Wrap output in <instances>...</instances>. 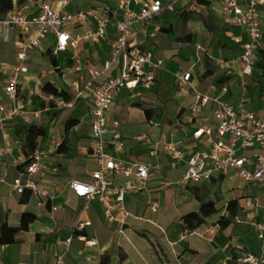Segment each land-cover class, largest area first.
I'll use <instances>...</instances> for the list:
<instances>
[{
  "label": "crops",
  "instance_id": "1",
  "mask_svg": "<svg viewBox=\"0 0 264 264\" xmlns=\"http://www.w3.org/2000/svg\"><path fill=\"white\" fill-rule=\"evenodd\" d=\"M17 1L19 0H15L14 8L25 5L30 12L36 10L35 3L38 0H24L21 3ZM49 1L55 9L67 12L102 4H117L108 0H70L67 4L65 0ZM162 1L167 5L165 11L150 23H135L132 34V39L140 47L150 49L155 59L162 60L157 69L154 86L145 90L142 96L136 97L132 96L130 90L120 88L107 110L109 122L114 119L120 121L125 143L124 148L118 152L112 151L110 146L107 148L124 161L149 159L162 163V166L152 173L146 190L126 195L125 204L130 215L123 224L106 219L103 207L97 199L88 202L75 195L69 186L70 181L89 180L92 171L97 167L91 145L93 97L91 93L84 92L76 99L73 108L52 115L46 123L38 122L48 126L47 136L41 138L38 144L45 148L53 139L62 141L66 135V121L69 118L76 119L67 132V150H56L47 155L36 177L42 187L48 188L50 196L44 197L30 190L19 194L12 189L10 182L19 174V169L25 166L23 163L26 156L22 145L25 142L26 125L35 121L32 120L33 117L30 118V113L26 117L12 118L0 127V179H6V182L0 181V233L4 222L19 226L24 212L34 214L35 219L16 233L14 242L0 244V264H54L57 254L64 249L63 242L68 237H72V240L65 255L67 264H233L229 258L232 253L240 255L260 251L262 241L248 222L250 219H264L263 209L250 206L252 196L261 191L258 185L247 184L237 176L215 177L211 182L182 185L179 181L185 171L184 163L170 168L167 165L169 156L163 150L152 156L149 153L150 147L138 138L139 135L147 134L156 140L165 138L170 133H174L175 137L180 133L179 138L190 149L191 145L188 144L195 127L205 123L215 124L212 115L213 103L201 115H193L191 106L195 100L194 92L197 90L215 95L219 90L212 88V85L227 83L229 89L225 99L236 104L241 96L239 59L242 47L234 41V37L241 36L246 39L247 35L241 28L225 22L221 12L222 0H196L199 5L196 10L190 9L184 0ZM133 7L138 6L133 4ZM181 8L193 11L192 18L187 20L184 15L168 12ZM261 15L264 24V6L261 7ZM163 16L167 23L161 20ZM184 19L186 22H183ZM89 25L94 26L92 19L70 29L73 34H83L85 27ZM156 25L159 30L155 36H150ZM113 29L110 25L111 36ZM262 31L260 45L264 46V30ZM19 36V29H12L7 40L0 35V103L7 104L10 101L4 88L8 74L4 64L15 61ZM54 41L55 36L48 35L43 40L44 51L37 48L29 50L30 70L20 76L21 87L28 93L36 82H40L42 86L45 82H50L59 89L68 90L73 98V83L78 82L80 88H83L90 78L89 69H101L103 62L110 57L109 48L105 41L92 42L83 38L76 47L69 46L56 55L59 69H39L45 70V76H49L42 81L38 73L33 72L31 64L37 59L48 60V49ZM179 48L186 51L188 62L181 69L172 68L166 60L176 59ZM61 53H66L63 61L58 58ZM75 56H79L82 61V69L79 71L73 70ZM206 59L208 65L205 64ZM185 70L191 71L192 80L187 91L181 93L177 90L173 74ZM254 71H257V67ZM117 73L116 69H111L97 82ZM165 77L169 85L177 91L176 93L173 90L174 101L178 102L177 114L171 118L166 117L164 124L154 126L156 114L148 118L144 109L134 103L142 102L144 106L153 107L160 112L155 96L168 93L161 89ZM253 78L252 75L249 85H252ZM220 79L224 81L221 82ZM249 85L247 101L251 100L253 106H247L262 112L264 94L260 96L258 90H251ZM153 92L158 93L154 96ZM56 118L64 127L63 134L56 133L50 127ZM14 160H19L17 167L14 166ZM119 180L121 178L116 177V181ZM191 187L216 189L222 204L217 206L211 198L217 211L206 217L205 222L192 233L183 236V215L198 210L200 205V201L190 191ZM243 198H247L246 203H243ZM149 199L159 202L157 211L150 209L147 202ZM231 199H238L241 213L219 237V219L228 214L227 203ZM114 213L121 216L118 209ZM80 222L88 223L80 229L77 228ZM174 223L177 225L174 226Z\"/></svg>",
  "mask_w": 264,
  "mask_h": 264
},
{
  "label": "built area",
  "instance_id": "2",
  "mask_svg": "<svg viewBox=\"0 0 264 264\" xmlns=\"http://www.w3.org/2000/svg\"><path fill=\"white\" fill-rule=\"evenodd\" d=\"M70 0H65L67 4ZM192 10L198 9L196 0H184ZM136 4L138 7H133ZM36 10L30 12L25 5L12 8L5 14H0V35L7 40L12 29H19L20 36L17 41L15 61L5 63L7 78L5 91L9 103H0V127L16 117H26L33 113L40 116V109L30 110L28 105L37 98L45 102L48 109L50 101L58 107L71 108L76 99L84 92L93 97L91 138L92 152L97 167L92 171L89 180L75 179L69 186L75 195L86 201L97 199L102 207L106 219L116 220L123 224L130 212L126 208L125 197L129 193H139L148 188V181L152 173L162 166L153 160L124 161L111 152L124 148V140L120 130V121L108 120L107 110L120 88L130 90L132 96H142L145 90L154 86L157 78V69L162 60L155 59L150 49L140 47L133 39V26L135 23H150L162 12L167 5L162 0H118L115 6L102 4L73 12L55 9L49 0H38ZM264 0H222L221 12L225 22L231 26L241 28L247 35L234 37V41L242 47L240 55V99L234 104L225 99L228 93L227 83L212 85L219 90L218 94L195 91L194 103L191 106L193 115L199 116L204 109L213 103L212 115L215 124H200L192 132L191 140L186 148L184 140L176 138L174 133L160 139H152L147 134L139 135L146 145L150 147L149 153L154 156L163 150L168 156L167 165L176 168L182 163L185 171L179 183L193 185L202 182H211L215 177L237 176L247 184H256L261 189L254 194L250 206L264 210V110L257 112L249 108L247 92L249 79L254 74L260 40L263 36L261 7ZM89 19L94 26H86L83 34H73L71 27L84 24ZM113 26L112 36L109 26ZM159 26H155L150 36H155ZM54 35V44L50 47L51 53L57 55L69 46L76 47L83 38L92 42L105 41L109 48L110 57L106 59L101 69L90 68V78L83 88L74 82V97L65 100L62 97L47 94L42 90L40 82L33 84L28 93L21 87L20 76L30 70L28 62L29 50L37 48L44 51L43 40L48 35ZM74 71L82 69L79 56L74 57ZM116 69V75H108L101 81H96L109 70ZM45 76L46 71L40 70ZM177 90L185 93L191 84L190 70L176 71L174 73ZM154 126L160 123L153 122ZM51 144L41 148L39 145L30 155V161L19 169V174L10 182L12 189L23 194L30 190L44 197H49L48 188L42 187L36 177L42 167L44 158L57 150L61 141L51 140ZM19 160H14L18 166ZM116 177L121 180L116 181ZM0 181L6 182L5 178ZM148 205L152 211H157L159 202L149 199ZM56 209V207H53ZM118 209L121 216L114 210ZM237 221H240L237 218ZM250 226L256 230L257 237L262 241L258 253L246 252L236 257L238 264H264V219H250ZM88 222H80L77 228H83ZM192 233L186 226L182 235ZM72 237L63 242V251L59 252L54 264H67L65 255L69 249ZM229 258H232L230 255Z\"/></svg>",
  "mask_w": 264,
  "mask_h": 264
},
{
  "label": "trees",
  "instance_id": "3",
  "mask_svg": "<svg viewBox=\"0 0 264 264\" xmlns=\"http://www.w3.org/2000/svg\"><path fill=\"white\" fill-rule=\"evenodd\" d=\"M24 0L17 1L18 3L23 2ZM16 2L15 0H0V14H5L12 8H14ZM170 14H179L184 15L185 18L190 19L192 18L193 11H187L184 8H181L178 11L168 10ZM183 22H186L184 19ZM48 55L50 57L51 65L59 69V63L57 60L56 55H53L51 53V50L48 49ZM206 65H208V61L206 59L205 62ZM257 71H254L253 74V83L252 85H249L251 90H258L259 95L264 94V46L259 47L258 51V60L256 62ZM221 82L224 81V79H220ZM97 83V81H96ZM42 90L47 94H52L54 96L62 97L65 100H69L72 98L71 93L61 88L59 89L56 85L45 82L42 86ZM40 104H43L40 102ZM134 104L142 107L144 109V113L147 115L148 118H151L152 115L156 114L158 116L160 115V112H158L153 107H146L142 102H135ZM76 122V119L69 118L66 121L65 124V136L60 142L59 146L57 147L58 152H65L67 150V132L73 126ZM26 132H25V142L22 145L23 153L26 156V160L23 163V165H26L30 161V155L34 151V149L39 144L41 138L46 137L48 134V126L44 123H37V122H31L28 125H26ZM22 169V168H20ZM190 191L195 195V197L200 201V205L198 210L189 211L183 215V222L185 226L190 230L194 231L198 227H200L204 222L206 217L214 214L217 211L215 202L212 199H206L205 197L208 195V191H202L198 187H191ZM23 200H26L25 198ZM227 215L221 216L219 219L220 223V230H219V237L222 236V232L234 221V219L240 215L241 208L239 205L238 199H231L227 203ZM35 215L32 213L24 212L22 214L21 223L19 226H11L7 222H4L1 227V233H0V244H6V243H12L15 241V235L16 233L27 226V223L34 220ZM218 237V238H219ZM232 260L233 264H238L236 262V257L238 256L235 253H232Z\"/></svg>",
  "mask_w": 264,
  "mask_h": 264
},
{
  "label": "rangeland",
  "instance_id": "4",
  "mask_svg": "<svg viewBox=\"0 0 264 264\" xmlns=\"http://www.w3.org/2000/svg\"><path fill=\"white\" fill-rule=\"evenodd\" d=\"M109 2L111 3H114L116 4L118 0H108ZM162 21L164 22H168L167 20H165V17L163 16V18H161ZM175 20V19H173ZM175 22V21H174ZM262 30H264V24L262 23ZM178 54L177 55V58L172 60L170 58H167L166 62L172 67V68H178V69H181L183 67H185V65L187 64V55H186V51H184L183 49L179 48L178 50ZM49 59L48 60H45V59H40V60H35L33 61V63L31 64V68L33 69V72H37L38 73V76L40 77V79H42V81H45L46 79L49 78V76H42L40 74V68H44L45 70H48L50 68H52L53 66L51 65V61H50V57H48ZM58 58L60 59V61H63L65 58H66V53H61ZM196 69V68H194ZM50 75V74H49ZM173 77L174 74H173ZM161 89L162 90H167V94H162L160 96H155V94H157L158 92H153V95L155 97H157V104L160 108V115H162L161 117L159 116H154V121L155 122H158L160 124H164L165 123V120H166V117H169L171 118L172 116L176 115L177 114V107H178V102H175L174 101V98H175V94H174V91L177 93L176 90H174L172 88L171 85H169L168 83V80H167V77H165L163 80H162V86H161ZM174 90V91H173ZM179 92V91H178ZM167 95V96H165ZM153 96V97H154ZM249 96V95H248ZM44 103L43 104H40V100L35 98L33 103L30 105H28V109H30L31 111L32 110H35V109H40L41 112H40V116L39 117H35L34 114L31 112L29 115H30V118H32V120H34L35 122H48L50 121V117L52 115H55V114H59V113H62L63 111L67 110V109H71V108H64V107H58V105L54 102V101H50L49 104H48V109H45V106H46V103L45 102H42ZM246 104L248 106H253V102L251 100H248L246 102ZM50 127L52 128V130H54L56 133H62L63 132V125L59 124V119L56 118L52 125H50ZM155 131H156V128H155ZM63 134V133H62ZM181 137V134L180 133H177L176 134V138H179ZM55 140V139H54ZM57 140V139H56ZM52 142L49 141L48 144H51ZM208 191V195L206 196L207 199H213L215 200L217 206H220L222 204V201L220 200L218 194H217V190L216 189H211L209 187H205V188H201V192L203 191ZM243 203H246L247 202V198H243L242 199ZM174 226H176L177 224L174 223L173 224Z\"/></svg>",
  "mask_w": 264,
  "mask_h": 264
}]
</instances>
